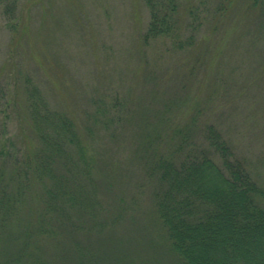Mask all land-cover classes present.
<instances>
[{
	"label": "trees",
	"instance_id": "trees-1",
	"mask_svg": "<svg viewBox=\"0 0 264 264\" xmlns=\"http://www.w3.org/2000/svg\"><path fill=\"white\" fill-rule=\"evenodd\" d=\"M142 1L149 17L141 42L163 38L174 50L194 46L197 36L206 42L234 4ZM245 2L244 9L264 15V0ZM19 4L0 0V15L14 35L26 27ZM20 77L21 110L14 89L0 78V264H264V185L219 125L205 122L198 136L189 125L168 124L164 133L142 137L143 174L135 193L107 203L94 178L96 142L114 138L125 122L122 96L92 98L94 108L80 124L50 103L31 74ZM156 136L163 145H151ZM148 184L147 234L124 247L116 229L126 207H139ZM70 232H86L98 245L77 240L66 247Z\"/></svg>",
	"mask_w": 264,
	"mask_h": 264
},
{
	"label": "rangeland",
	"instance_id": "rangeland-1",
	"mask_svg": "<svg viewBox=\"0 0 264 264\" xmlns=\"http://www.w3.org/2000/svg\"><path fill=\"white\" fill-rule=\"evenodd\" d=\"M245 3L234 0L206 42L197 36L194 46L174 50L163 38L141 42L149 17L142 0H20L26 27L14 35L0 15V78L14 89L21 110L20 75L31 74L50 103L80 124L85 110L94 108L92 98L122 96L125 122L114 138L96 142L94 178L107 203L130 200L143 174L142 137L164 133L168 124L189 125L199 136L202 124L215 122L264 185V15L244 9ZM179 16L187 24L184 8ZM143 190L139 207H126L116 229L124 247L147 234L142 211L149 205V184ZM63 238L66 247L77 240L98 245L86 232ZM137 249L143 252L142 244Z\"/></svg>",
	"mask_w": 264,
	"mask_h": 264
}]
</instances>
